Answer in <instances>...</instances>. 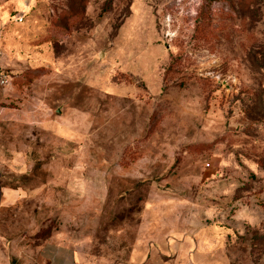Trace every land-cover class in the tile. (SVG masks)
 <instances>
[{
  "label": "rangeland",
  "instance_id": "rangeland-1",
  "mask_svg": "<svg viewBox=\"0 0 264 264\" xmlns=\"http://www.w3.org/2000/svg\"><path fill=\"white\" fill-rule=\"evenodd\" d=\"M0 50L39 228L92 264H264V0H0Z\"/></svg>",
  "mask_w": 264,
  "mask_h": 264
},
{
  "label": "crops",
  "instance_id": "crops-1",
  "mask_svg": "<svg viewBox=\"0 0 264 264\" xmlns=\"http://www.w3.org/2000/svg\"><path fill=\"white\" fill-rule=\"evenodd\" d=\"M10 176L15 179L12 185L6 183ZM28 176L15 167L3 170L0 176V264H13L11 257L18 258L14 264H92L83 251L84 243L68 228L53 230L44 239L37 237L49 219L38 227L36 209L41 189L29 184Z\"/></svg>",
  "mask_w": 264,
  "mask_h": 264
},
{
  "label": "built area",
  "instance_id": "built-area-1",
  "mask_svg": "<svg viewBox=\"0 0 264 264\" xmlns=\"http://www.w3.org/2000/svg\"><path fill=\"white\" fill-rule=\"evenodd\" d=\"M2 58L3 54L0 50V92L4 91L11 82V76L9 72L1 64Z\"/></svg>",
  "mask_w": 264,
  "mask_h": 264
},
{
  "label": "trees",
  "instance_id": "trees-1",
  "mask_svg": "<svg viewBox=\"0 0 264 264\" xmlns=\"http://www.w3.org/2000/svg\"><path fill=\"white\" fill-rule=\"evenodd\" d=\"M45 228H46V227H45ZM45 230H46V229H43V227H41V228L39 229V231L37 232V237H38L39 239H44V237L50 233L49 231H45Z\"/></svg>",
  "mask_w": 264,
  "mask_h": 264
}]
</instances>
